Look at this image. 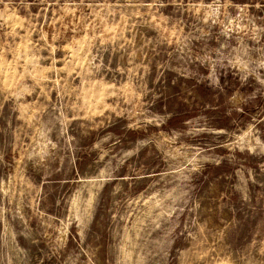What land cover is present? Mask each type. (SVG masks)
I'll list each match as a JSON object with an SVG mask.
<instances>
[{
	"label": "rangeland",
	"instance_id": "374dc122",
	"mask_svg": "<svg viewBox=\"0 0 264 264\" xmlns=\"http://www.w3.org/2000/svg\"><path fill=\"white\" fill-rule=\"evenodd\" d=\"M0 264H264V0H0Z\"/></svg>",
	"mask_w": 264,
	"mask_h": 264
}]
</instances>
